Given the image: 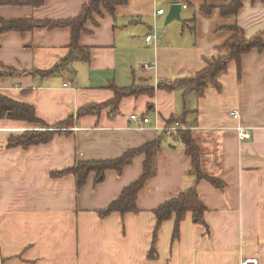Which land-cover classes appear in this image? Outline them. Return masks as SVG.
Listing matches in <instances>:
<instances>
[{"label":"crops","instance_id":"0c3cea01","mask_svg":"<svg viewBox=\"0 0 264 264\" xmlns=\"http://www.w3.org/2000/svg\"><path fill=\"white\" fill-rule=\"evenodd\" d=\"M86 3L0 0V20L32 27L0 35V96L31 107L40 122L0 118V264H264V49L244 54L239 67L231 62L221 89L201 98L185 87H159L202 70L230 28L246 38L264 32V1L242 0L236 15L222 16V0H127L86 21L77 40L82 52L72 51L70 29L56 24L77 18ZM174 4L182 6L180 18L166 23ZM158 10L164 13L155 16ZM149 35L156 39L146 43ZM132 86L153 87V94L124 97L115 111L105 107L111 87ZM86 106L103 107L78 117ZM131 115L149 122L140 128ZM66 121L70 127L47 144L7 147L11 136ZM175 122L191 133L202 172L218 185L197 184L204 225L187 214L173 239L174 217L155 234L154 211L194 185L183 145L162 131ZM239 127L248 139L239 138ZM158 138L155 174L139 191L136 212L100 216L140 177L143 155L120 174L107 171L98 185L90 175L79 190L73 175L54 176Z\"/></svg>","mask_w":264,"mask_h":264},{"label":"trees","instance_id":"16d2710c","mask_svg":"<svg viewBox=\"0 0 264 264\" xmlns=\"http://www.w3.org/2000/svg\"><path fill=\"white\" fill-rule=\"evenodd\" d=\"M224 4L218 7L222 16L236 15L242 8V0H222ZM264 1V0H261ZM127 0H87V3L83 6L80 14L73 20L57 23L58 27H67L71 32V44L70 49L72 51L82 50L78 47L77 40L79 34L84 31V24L86 21L92 20L93 15L101 14V8L109 14H113L116 7L124 5ZM210 7L203 6L201 10L205 13L210 11ZM32 27L24 22L10 21L5 22L0 20V35L6 32H25ZM232 35L228 38L223 48L219 52L217 57L211 58L205 61V67L194 74L192 77L179 80L167 85L159 86L165 90H174L175 88L185 87L187 90L195 91L198 98L204 96L205 91L212 87L217 91L221 89L218 82L220 76H222L228 65L234 62L237 67L240 66L241 58L244 54L252 51H262L264 49V32L256 34L251 38H246L242 30L238 27L230 28ZM83 60L88 59L86 53L82 57ZM114 92V99L105 104V107H110L114 111L120 100L127 96H138L145 94L152 96L153 87L150 86H132L126 89H118L111 87ZM103 106H86L81 108L77 116H83L87 114H93L102 109ZM111 113H113L111 111ZM0 118H11L17 120H24L31 124H40L39 120L35 117L34 111L31 107L26 105H19L6 98L0 96ZM63 126L55 128L43 127L42 130L25 131L19 136H11L8 139L7 147H21L27 149L33 146H39L49 143L53 137L61 133L58 128H69L70 121L62 123ZM177 140L183 145L185 153L191 160L190 175L194 177V185L188 190L178 194L175 198L167 201L163 205L159 206L155 211L156 217V229L155 234L159 226L174 217V228L172 237L176 239L179 234V226L187 214H191L192 220L196 224L204 225V214L206 208L199 199L196 186L201 180H207L213 185H218V182L212 178L206 176L201 169V157L200 149L192 139L191 133L188 130H180L176 134ZM161 138L155 141L146 143L137 149H132L125 152L121 157L108 160V161H80L75 166L60 172L54 176L61 177L65 175H73L76 180V187L79 190L87 181L90 175H94V184L98 185L105 179V173L109 170L115 171L120 174L124 167L129 165L135 156L143 155L144 160L142 164V173L140 177L126 187L120 197L112 202L108 208L100 212L101 217H105L111 213L126 214L129 212H136V198L139 191L143 188L146 181L155 174V163L157 154L160 151ZM153 250L150 255H152Z\"/></svg>","mask_w":264,"mask_h":264},{"label":"built area","instance_id":"2783aa9c","mask_svg":"<svg viewBox=\"0 0 264 264\" xmlns=\"http://www.w3.org/2000/svg\"><path fill=\"white\" fill-rule=\"evenodd\" d=\"M186 6H184L183 8H185ZM164 13L163 10H158L156 13H155V16H158V15H162ZM156 39V36L154 35H149L145 38V42L146 43H149L151 42L152 40H155ZM144 69H150L151 67L150 66H147V65H144L143 67ZM230 116L232 118H236L238 115H237V112L233 111V112H230ZM130 119L135 122V123H138L140 125V128H143V126H145L146 124H148L149 120L147 118H140L139 116L137 115H131L130 116ZM155 130H157L158 128L155 127L154 128ZM180 130H184L183 127H181V125L178 123V122H175L174 124H172L171 126L165 128L164 130H162L166 136H173L176 134L177 131H180ZM237 133H238V136L241 140L243 139H248L249 138V134L246 132V130H244L243 128H237ZM239 264H258V261L256 259H246V260H242Z\"/></svg>","mask_w":264,"mask_h":264},{"label":"water","instance_id":"95a60500","mask_svg":"<svg viewBox=\"0 0 264 264\" xmlns=\"http://www.w3.org/2000/svg\"><path fill=\"white\" fill-rule=\"evenodd\" d=\"M182 6L180 4H174L169 7V11L166 17V23H169L173 20H178Z\"/></svg>","mask_w":264,"mask_h":264},{"label":"rangeland","instance_id":"374dc122","mask_svg":"<svg viewBox=\"0 0 264 264\" xmlns=\"http://www.w3.org/2000/svg\"><path fill=\"white\" fill-rule=\"evenodd\" d=\"M166 16H167V11H166V13H165V15H164V18H166Z\"/></svg>","mask_w":264,"mask_h":264}]
</instances>
